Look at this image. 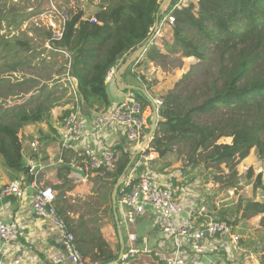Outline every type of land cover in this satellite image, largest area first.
Instances as JSON below:
<instances>
[{
  "label": "trees",
  "instance_id": "trees-1",
  "mask_svg": "<svg viewBox=\"0 0 264 264\" xmlns=\"http://www.w3.org/2000/svg\"><path fill=\"white\" fill-rule=\"evenodd\" d=\"M162 1L102 0L99 10L89 17L82 8L70 9L62 37L56 39L51 33L45 34L54 48H65L71 53L69 73L76 81L83 114L91 117L93 112L111 105L107 72L118 61L123 64L151 36ZM9 2L0 0V24L5 21L11 26L27 16L28 11L17 2H10L11 5ZM175 6L167 14L175 18L169 24L172 41L164 42L165 52L150 43L146 57L163 67L181 62L182 56H194L199 62L176 81L173 89L158 97L161 100L159 120L144 153H157L155 161L175 153L188 165L211 169L225 166L229 169L225 186L237 187L236 166L253 148L264 158V0H187L181 7L177 3ZM26 36L23 33L7 39L0 33V55L5 63L0 72V86L7 89V93L12 88L5 83L8 72L4 71L24 70L37 53L30 41L23 38ZM33 78L24 76L14 83L22 88L16 94L25 99L23 102L8 107L0 105V155L9 168L24 172H28L29 167L23 161L20 131L24 126L42 122L50 116L48 98L41 99L34 94L41 87L31 85L35 81ZM137 87L145 89L154 98L150 85ZM132 91L145 108L152 107L141 90ZM151 118L152 115L150 121ZM149 131L150 128L147 133ZM226 137L231 140L224 141ZM113 148L120 151L115 169L110 173L114 186L132 156L136 154L128 169L134 166L142 152L131 153L121 145ZM65 171L69 172L70 168L65 167ZM252 171H249V177L253 176ZM171 179L178 187L181 185L175 176ZM54 187L59 191L58 213L74 232L84 256L92 263L116 260L120 242H117L116 250L112 249L101 232L102 223H98L100 218L93 210L94 205L85 202L84 210L81 204H71L66 195L67 183ZM254 188L264 192L262 173L257 174ZM108 201H111V192L102 200L103 204ZM236 209L239 217L244 219L261 215L264 226V199H240ZM108 211L115 223L111 205Z\"/></svg>",
  "mask_w": 264,
  "mask_h": 264
},
{
  "label": "built area",
  "instance_id": "built-area-1",
  "mask_svg": "<svg viewBox=\"0 0 264 264\" xmlns=\"http://www.w3.org/2000/svg\"><path fill=\"white\" fill-rule=\"evenodd\" d=\"M186 2L179 1L177 6L181 7ZM68 18V13L62 11L61 20L64 25ZM174 21V16L167 15L163 22L172 24ZM63 27L61 30H53L54 38L62 37ZM59 50L66 59L65 65L69 67L71 53L65 48ZM117 73L116 65L112 66L107 72L106 83L113 81ZM155 101L157 105L161 104L158 97ZM69 111L61 118L59 138L63 150L74 151L76 156L81 159V162L71 164L78 170L111 171L115 169L120 154L119 150L106 146L102 150L93 147L80 148V143L86 136L96 135L108 125L121 127L129 146L137 150L140 149L142 157L151 156V154L144 153L149 145L141 148L147 137L149 124L145 107L135 95H127L114 107L97 112L92 117L90 132L81 119L80 105H75ZM39 146V141L31 142L34 153H39ZM28 167L30 175L34 177L29 184L20 185L10 182L0 187V264H7L6 246L18 241L22 235V230L18 225L7 223L2 219L3 206L1 202L11 197L23 200L30 194L35 212L47 221L49 229L58 237L64 247L54 255L50 264H95L84 256L79 249L74 232L67 227L65 220L59 215L56 206V190L50 185H39L35 181L38 170L33 159L30 160ZM117 204L121 208L123 225L127 232L123 262L146 254L158 258L162 264H232V260H225L220 255L221 243L224 239H228L234 251L241 249V235L234 231L233 225L229 221L200 222L199 219L207 212L206 206L198 209L197 213L193 212L186 217L181 216L185 208L179 197V188L171 179L163 181L151 173L137 177L132 176L131 173L126 174L125 181L119 190ZM147 206L158 212L157 226L160 234V246H156V248L150 244L148 236L139 235L129 230V225L136 223ZM161 249L164 252L172 253V255H162ZM31 250V245H19L9 264H22ZM205 258H209V260L204 262Z\"/></svg>",
  "mask_w": 264,
  "mask_h": 264
},
{
  "label": "crops",
  "instance_id": "crops-1",
  "mask_svg": "<svg viewBox=\"0 0 264 264\" xmlns=\"http://www.w3.org/2000/svg\"><path fill=\"white\" fill-rule=\"evenodd\" d=\"M176 1L179 2V1H187V0H171L170 2L174 3ZM70 2L71 4L74 3V1H70ZM81 7L85 11V8H83V6ZM98 10H99V6L92 14H88L85 11L86 17L94 15ZM63 11L68 13L67 9H63ZM28 15H32V13ZM166 16L167 15L163 17L161 15L159 29L157 33H155L152 42V44L158 45L161 48L162 52H165L164 42H171L173 37L171 26L163 22ZM30 17L31 16H25L22 20H20L18 23L15 24L16 27L19 26L21 27L23 24H26ZM52 22L55 25L57 24L56 21L55 22L52 21ZM59 24L61 25V27H63L64 22H62V20H59ZM15 25H11L10 27H15ZM21 32L25 33L27 36H30L27 30L25 31L22 30ZM47 45L52 49L51 51L54 54L60 55L59 57H61V61L59 65L61 66V68H59L60 71H58L57 76L62 71L64 77L60 79L59 86L56 85L55 87H52V89H48L47 93L43 92V89L35 90L34 92V94L38 96V98L42 97L43 95L45 96L43 98L46 97L48 99L52 98L53 108H51L52 112H50V116L46 117L42 122L28 124L24 126L20 131V137L23 143L22 154H23V161L25 163V166L27 167L29 166V162L31 159L35 161L38 170L35 177V181L39 185H50L53 188H55L54 187L55 185L67 183L68 190L66 191V195L69 198V202L73 205H75L76 203L75 198L81 199L86 203H92L93 201L97 202V200L99 199L100 202L102 203L103 198L111 192V201H109V205L112 206L113 205L112 191L115 185L114 186L112 185L113 177L110 175V173L113 172L114 170L80 171L77 168L73 167L71 164L78 163L79 161L81 162V159H79L76 156V153L74 151L63 150L61 147L60 138H59V126L62 115L66 111L72 109L75 105L77 104L80 105V98L79 95L77 94L76 81L70 75L69 67L65 65L66 59L64 58L63 54L60 52L59 49L54 48V46L50 43V41L48 42V44L47 43L44 44L43 47L47 48ZM43 47L41 49H43ZM38 56H39V52L37 51L35 57L32 60V63L35 61V59ZM61 62L62 63L64 62L63 70H61L62 69ZM121 63L122 61L120 60L116 64L118 71L124 64ZM160 70H161L160 65H158L155 62L149 61L147 59L146 51H145L144 53L141 54L140 58H138V60L135 63H131L128 65L127 69L122 75L121 82L123 85L132 84L138 86L140 84H143L144 87L146 88L149 87L150 85L151 92L153 93L154 98L156 99V97H159L160 94L162 93L161 91H164V90H160L161 87H159L158 83L154 81L155 80L154 78L156 76L160 78L161 76ZM174 84H171L172 86L171 87L169 86L167 89L165 88L166 89L165 91H169L173 89ZM107 87H108L109 98L111 100V105L105 109L114 107L122 100H124L127 95H131V94L135 95L132 90L122 91L117 85L116 76L113 81L107 82ZM60 90L61 92L64 93L63 95H61ZM159 91L161 93L157 94V92ZM59 94L61 96H59ZM97 112L100 111L93 112L90 115L91 117H89V115L83 114L80 111L81 119L83 123H85V126L89 132L91 130L90 126H91L92 117ZM145 113L148 120L149 117H151V115L153 114V108L147 106L145 108ZM33 140L39 141L40 144L39 153H34L31 148V142ZM116 145H121L124 150L129 151L131 153L137 152V149L129 146L122 128L119 127L118 125H108L104 129H102L100 133L96 135L86 136L85 139L80 143V148L82 149L86 147H93L97 150H102L105 148V146L115 147ZM157 156L158 154L155 152L151 153V156H149L148 158L140 156V158L136 160L134 166H132L128 170V172L131 173V175L134 177L151 173L153 174V176H156L157 179L163 181L170 180L174 175V173L161 174V173H157L152 168V163H153L152 161H154L157 158ZM65 167L70 168V171L66 172ZM128 172L127 174H129ZM32 179H34V177L30 175L29 171L24 172L9 168L5 163L4 158L0 155V187L3 184L10 182H15L20 185H27L32 181ZM178 188H179V197L183 202L185 208V211L181 216L186 217L192 214L193 212L197 213V210L200 209L203 205H205L203 204L201 207H198L200 206L199 198L201 194H198L196 191H194V189H191L188 186H179ZM58 192L59 191L56 190L57 194ZM90 200L93 201L90 202ZM85 202H83L84 210H86L85 208L87 207V205H85ZM95 204L96 203L92 205H94L95 207ZM213 204L217 205L219 203H216V201H214ZM1 205L3 206V213L1 214L2 219L7 223H13L15 225H18L22 230V235L19 238V240L11 245L6 246L5 249L6 263L9 264L13 260L19 245H31L32 250L28 253L22 264H39V263L50 264L53 260L54 255L58 251L63 250V245L59 241L58 237L51 232V230L47 225V221L42 217H40L35 212L34 208L32 207L31 194L28 195L23 200L18 199L16 197L5 199L3 202H1ZM105 207L106 205L103 206V208ZM117 208H118L117 212L119 215V222L123 230L124 237L126 239L127 232L123 225L121 208L118 204H117ZM157 221H158V212L156 211V209L147 206L145 212L134 224L136 227L137 234L148 236L150 240V244L155 248L156 246L157 247L160 246V234L158 233ZM101 232L105 237V239L108 241V243L111 245L112 249L115 250L117 245L113 246V242L115 239H117V242H119L116 220L115 223L113 221V224L103 223L101 227ZM241 249L242 251L247 250L244 248L243 245L241 246ZM236 254L239 255V252L234 251L232 249L230 240L224 239L223 243H221L220 255L228 260H234ZM148 256L153 257L152 255H148ZM252 256H253L252 254L251 255L247 254L245 258L247 259V262L251 263L253 261V259H251ZM210 257H215V256H210ZM208 260L209 258H205L204 262H207ZM159 262H161V260H159Z\"/></svg>",
  "mask_w": 264,
  "mask_h": 264
},
{
  "label": "rangeland",
  "instance_id": "rangeland-1",
  "mask_svg": "<svg viewBox=\"0 0 264 264\" xmlns=\"http://www.w3.org/2000/svg\"><path fill=\"white\" fill-rule=\"evenodd\" d=\"M5 1V0H4ZM10 2H17L20 6L26 7L25 10L28 11L27 14L32 13L26 24H23L21 27H10L7 25L5 21H2L0 24V33L6 35L7 39L12 38L13 36L23 35L22 30H27L30 36L23 37L26 40L30 41L31 46H33L36 51L39 52V56L35 59V61L28 65V67L24 68V70L16 68L14 71H4L7 73L6 82L10 85L11 91L7 93V89H4L3 86H0V105L4 104L5 107L9 105H14L16 103H21L25 99L21 98V95H17L16 93L22 90L21 87L15 86L14 83H18L21 80V77H31L34 76L35 81L31 84L32 86L41 87L43 92L47 93L48 89H52L56 85H60L59 81L62 79L63 73L57 76L59 68H61L60 55L54 54L51 48L47 45V48H44V44H48V38L46 37V33H51L54 35L53 30H61V25L59 24V20H61V13L63 9H80L85 8V11L88 14H92L98 8L100 1L102 0H6ZM28 1V2H27ZM70 1H74L71 4ZM8 3L11 5V3ZM70 2V3H69ZM176 2H170L165 5L162 16L164 17L170 11L174 9ZM71 4V5H70ZM176 7V6H175ZM56 8V9H55ZM52 21H56L57 24L53 25ZM26 25V27H25ZM162 25V24H161ZM39 47V48H38ZM43 47V49H41ZM38 48V49H37ZM41 49V50H40ZM48 49V50H47ZM48 51V52H47ZM59 51V50H58ZM43 53V54H42ZM1 54V51H0ZM182 61H175L171 65L163 67L160 66L161 76L158 78L157 76L154 78L158 86L161 87L157 94L163 95L166 93L165 91L171 84L176 83L177 80L183 77L195 64L199 62V60L194 57H181ZM13 60L10 62L12 63ZM62 63V62H61ZM64 63V62H63ZM62 63V69L64 68V64ZM4 60L0 55V69L2 66L4 67ZM7 68V67H6ZM3 72V69L0 72ZM196 77L198 73L196 72ZM156 75V74H155ZM164 85V86H163ZM168 85V86H167ZM63 86V84H62ZM163 86V87H162ZM166 88V89H165ZM54 89V88H53ZM61 95L64 93L61 92ZM12 94V95H11ZM15 94V95H14ZM32 94V93H31ZM29 94L28 96H30ZM59 94V96H61ZM27 96V97H28ZM45 97L44 95L40 97L41 99ZM56 97V96H54ZM53 97V98H54ZM39 99H37L38 101ZM52 98L48 99L50 106V112H52L51 108H53ZM31 106V104H30ZM1 116V111H0ZM150 119V117H149ZM149 121V127L151 121ZM152 119V118H151ZM264 140V134L262 135ZM224 141H230L231 138L226 137L223 138ZM152 168L161 174L166 173H174L172 177H176V181L180 183V186H188L191 189H194L200 196V206L207 207V217H201L200 222H205V220H220V218H226V221H229L234 228V231L241 235V246L243 245L245 251L239 250V255L236 254L234 260H232V264H264V226L261 225V215H256L248 219L240 218L239 214L236 212V206L240 199H251L257 198L259 200L264 199V192L261 189L254 188V182L257 174H263L264 181V158L260 157L257 150L253 148L250 152V155L242 160L237 166L236 169L238 174L236 176L237 187H227L225 184L227 183L226 174L229 173V169L222 166V168H205L202 165L193 166L188 165V163L182 159L179 160L176 157L175 153L170 154L167 158L162 160H154L152 161ZM156 162V164H155ZM167 169V170H166ZM253 169V176L249 177V171ZM214 184V185H213ZM109 192V191H108ZM107 192V193H108ZM75 205L81 204L83 206V202L81 199L75 198ZM93 200H90L92 202ZM219 204H213V202ZM95 204L93 210L97 211L100 220L98 223L105 224H113L110 212L108 211V204L101 203L98 199L97 202L93 201L91 204ZM106 205L105 208L103 206ZM197 209V208H196ZM225 215V216H223ZM142 216V215H141ZM139 216V218L141 217ZM138 218V219H139ZM235 221V222H234ZM134 224L129 225V230L131 232L137 233L136 227ZM117 245V239L114 240L113 246ZM117 248V246H116ZM116 250V249H115ZM161 254L172 255L170 252H164L162 249L160 250ZM224 253V252H223ZM247 254L253 255L251 259L253 261L251 263L247 262L246 256ZM122 264H162L159 262L158 258L151 257L148 255H141L135 259L127 260L122 262Z\"/></svg>",
  "mask_w": 264,
  "mask_h": 264
},
{
  "label": "water",
  "instance_id": "water-1",
  "mask_svg": "<svg viewBox=\"0 0 264 264\" xmlns=\"http://www.w3.org/2000/svg\"><path fill=\"white\" fill-rule=\"evenodd\" d=\"M171 0H163L159 11L157 13V21L154 27V32L151 34V36L140 46L138 47L134 52H132L125 60L124 64L122 65V67L120 68V70L118 71L117 75H116V82L118 87L122 90V91H127V90H134V89H139L141 90L148 98V100L150 101L152 108H153V114H152V119H151V123H150V131L147 134L146 139L143 141L141 148L144 146L149 145V143L151 142L156 128H157V124H158V120H159V116H158V105L155 101V98H153L151 95H149L147 93V91L143 88L137 87L136 85H132V84H127V85H123L121 82V78L122 75L124 74L125 70L127 69L128 65L133 63L135 60H137L138 58H140L141 54L144 53L146 51L147 46L153 42V37L155 35V33H157L158 29H159V24H160V17L162 15L163 12V8L164 6L169 3ZM141 150L138 149L137 153L140 152ZM136 154H134L131 158V162L130 164L135 160ZM130 164L128 165V167L125 169V171L122 173L121 177L118 179L117 183L115 184L113 191H112V206H113V211H114V217L117 223V229H118V236H119V242L121 245V249L118 255V258L114 261L108 262V263H95V264H119L122 260H123V253H124V249H125V237H124V233L123 230L121 228L120 222H119V215L117 212V199H118V194H119V190L120 187L122 186V184L125 181V177L126 174L128 172V168L130 167ZM64 248V247H63Z\"/></svg>",
  "mask_w": 264,
  "mask_h": 264
}]
</instances>
